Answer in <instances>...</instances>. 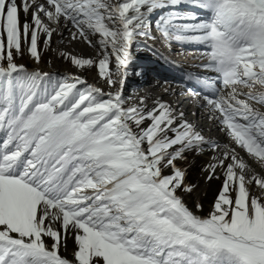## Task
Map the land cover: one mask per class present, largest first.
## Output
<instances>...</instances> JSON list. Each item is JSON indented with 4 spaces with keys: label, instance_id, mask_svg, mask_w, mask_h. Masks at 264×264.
Here are the masks:
<instances>
[{
    "label": "snow or ice",
    "instance_id": "snow-or-ice-1",
    "mask_svg": "<svg viewBox=\"0 0 264 264\" xmlns=\"http://www.w3.org/2000/svg\"><path fill=\"white\" fill-rule=\"evenodd\" d=\"M154 30L200 50L185 91L223 141L125 94ZM0 264H264V0H0Z\"/></svg>",
    "mask_w": 264,
    "mask_h": 264
},
{
    "label": "rangeland",
    "instance_id": "rangeland-1",
    "mask_svg": "<svg viewBox=\"0 0 264 264\" xmlns=\"http://www.w3.org/2000/svg\"><path fill=\"white\" fill-rule=\"evenodd\" d=\"M154 35L156 36V39L154 41H152V40L148 41V48L147 49H145L143 51H137L135 53L137 70L142 71V66L139 68V65L145 64V65L151 66L150 67L151 69L149 70V72L150 73L153 72V74H152L153 77H154V75H161V73H163V75L169 73L171 75L168 78H171V79H167V81H164V82H168V80H169V82L176 80L180 84L182 83L185 87H191V84L186 79V77H188L189 75L194 76V75H197L199 73L197 71H194L192 69V67H187L186 61L180 62L181 59H184V56H183V58L177 57V53L179 51H177L175 49H171L170 47H168L169 43L162 40L160 38L159 33H156L154 31ZM66 41L64 44H58V45H62V46L69 45V43ZM176 44H178V43L172 42L170 45H173L175 47ZM54 45H56V46H54ZM54 45H53L54 48L58 47L57 44H54ZM83 45L87 48H90L85 43H83ZM159 45L164 48V53L166 54V56L163 55V57H162L160 55V52L162 53V51L160 50ZM151 46L155 47V49H153ZM158 48H159V50H158ZM61 49H64V48L61 47ZM169 50H171V52L174 51V53H170ZM175 53H176V55L173 56V54H175ZM87 56H91V55H87ZM174 57L177 59L176 60L175 59L170 60V58H174ZM141 59H143V60H141ZM187 59L188 58H186V60ZM48 61H51V63H48ZM19 62L25 63L31 68L37 67V65H35L33 63V61L28 56L23 57ZM162 65H164L165 67H162ZM39 67L43 68L46 71L55 70V71L63 72V73H65V70H61V67L62 68L65 67V68L70 69L71 70L70 72H72V73H74V71L76 69L72 65L67 63L66 61L60 59L59 56L57 55V53L54 51H46L44 53L43 63H41L39 65ZM161 70H162V72H161ZM77 71H79V70H77ZM144 72H145V69H144ZM144 72L142 74H145L147 81L150 79L151 80L153 79V78H150V75H148L149 72H148V74H147V72H145V73ZM80 73H81V76L83 78L87 79L89 83L92 84V80H95L96 82H98L100 84L101 88H103L105 91H108L107 85L104 83L103 79L98 78V75H97V72L95 69L90 70V71H80ZM139 77L140 76H138V78ZM133 78L134 77L132 76L129 79V83L132 82L133 84H135V82H138V80H139L138 78L137 79H133ZM135 86L136 85L127 84V88L125 89V94L127 93L126 95H128V94L133 93ZM203 159H204L203 157H196L195 155H191L189 157L188 163L190 166L191 177H192V179L196 180L198 183H199V177H200L199 169L201 168V166L205 162ZM201 187L203 190L200 193V195L198 197H196V199H198L203 204V208L200 211V213H198V214L207 215L209 213V211L211 210L214 194H215L216 189L219 187V182H214L210 188L207 185H202ZM186 200H187V203L189 204V206H192L193 197H187ZM70 250H71V243L69 244V251Z\"/></svg>",
    "mask_w": 264,
    "mask_h": 264
},
{
    "label": "bare ground",
    "instance_id": "bare-ground-1",
    "mask_svg": "<svg viewBox=\"0 0 264 264\" xmlns=\"http://www.w3.org/2000/svg\"><path fill=\"white\" fill-rule=\"evenodd\" d=\"M54 46H56V45H54ZM61 47L68 50V51H72L75 54H83L85 56L95 55V51L92 48L85 47L83 45V43H81V42H73V43L66 45V46L58 45V47H56V48H61ZM151 47L153 49H155V47H153V46H151ZM159 47H160V50L162 51V53L160 52V55L162 57H163V55L166 56V54L164 53V48L160 45H159ZM168 47H170L171 49H175V50L180 52V53L179 52L177 53V57L183 58V56H184V59H181L180 62L186 61L187 67H192V69L194 71H197L198 73L201 72V70L197 67L201 63V59H200L201 52L197 48V46L181 45L180 43H178V44H176L175 47L173 45H168ZM158 50H159V48H158ZM169 51H170V53H174V51H172V52H171V50H169ZM174 55H176V53L173 54V56ZM186 58H188V59L186 60ZM171 59L176 60L177 58L174 57V58H170V60ZM141 60H143V59H141ZM139 66L140 67L142 66V68L145 69V72H147V74H148L149 70L151 69L150 68L151 66H148L145 64L139 65ZM65 67L64 68L61 67V70H65V73H72V72H70L71 71L70 69L65 68ZM161 72H162V70H161ZM74 73L81 75L80 71H77L76 69H75ZM170 75L171 74H169V73L164 74V75H163V73H161V75H154V77L150 76V78H153V79L152 80L150 79L148 81L146 79L145 74H142L139 78H138V76H136L133 79L138 78L139 79L138 82H135V84H133L132 82L131 83L128 82V84H130V85H136L134 87L133 93L128 94V95L133 96V101H135L136 96H147V97H149V104H151L152 99L157 98V97L162 98L163 100H166V101L173 102L174 104H178L180 109L185 111L188 114V118L190 120H192V121H194L200 125V127L204 131L205 136L211 137L214 140L223 141L224 140L223 133L218 131L217 127L207 119V115L203 109H198V106H197L195 100L193 99V97L185 91L186 87L182 83L180 84L176 80H173V81L171 80L172 82H169V80H168V82H164V81H167V79H171V78H168ZM92 84L100 87V84L98 82H96L95 80H92ZM202 157L204 158L203 159L204 161H206L208 159L207 156H202Z\"/></svg>",
    "mask_w": 264,
    "mask_h": 264
},
{
    "label": "water",
    "instance_id": "water-1",
    "mask_svg": "<svg viewBox=\"0 0 264 264\" xmlns=\"http://www.w3.org/2000/svg\"><path fill=\"white\" fill-rule=\"evenodd\" d=\"M201 215V214H200Z\"/></svg>",
    "mask_w": 264,
    "mask_h": 264
}]
</instances>
